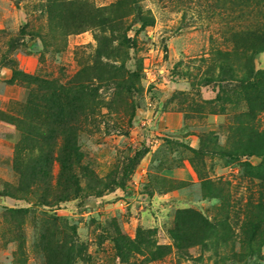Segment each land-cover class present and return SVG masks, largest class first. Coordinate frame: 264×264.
I'll use <instances>...</instances> for the list:
<instances>
[{
  "label": "rangeland",
  "instance_id": "rangeland-1",
  "mask_svg": "<svg viewBox=\"0 0 264 264\" xmlns=\"http://www.w3.org/2000/svg\"><path fill=\"white\" fill-rule=\"evenodd\" d=\"M0 264H264V0H0Z\"/></svg>",
  "mask_w": 264,
  "mask_h": 264
},
{
  "label": "trees",
  "instance_id": "trees-1",
  "mask_svg": "<svg viewBox=\"0 0 264 264\" xmlns=\"http://www.w3.org/2000/svg\"><path fill=\"white\" fill-rule=\"evenodd\" d=\"M22 77V83H24L25 84V78H29V75H27V74H25V73H23V72H18L17 74H15V77ZM24 79V80H23ZM255 86L256 87H260L261 85H260V82L258 83H256L255 84ZM40 98H37L36 97V100H32V97H30V94H28V98H27V100H26V102H25V104L24 105H22L23 106V110H24V116H25V114H27L28 115V113L26 112L25 113V110H28L29 108H31V109H33V111L34 112H36V114L41 110V109H39V105L37 104V102L38 101H40L39 100ZM16 124H17V126L19 125L20 126V128L22 129V132H23V134H25V133H27V131L25 130V129H23L22 128V126L19 124V123H21V121H14ZM18 126V127H19Z\"/></svg>",
  "mask_w": 264,
  "mask_h": 264
}]
</instances>
